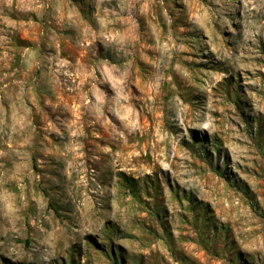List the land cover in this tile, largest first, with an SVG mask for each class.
<instances>
[{"label":"rangeland","instance_id":"rangeland-1","mask_svg":"<svg viewBox=\"0 0 264 264\" xmlns=\"http://www.w3.org/2000/svg\"><path fill=\"white\" fill-rule=\"evenodd\" d=\"M0 264H264V0H0Z\"/></svg>","mask_w":264,"mask_h":264},{"label":"trees","instance_id":"trees-1","mask_svg":"<svg viewBox=\"0 0 264 264\" xmlns=\"http://www.w3.org/2000/svg\"><path fill=\"white\" fill-rule=\"evenodd\" d=\"M86 238L92 243H95V240L91 236L87 235Z\"/></svg>","mask_w":264,"mask_h":264}]
</instances>
